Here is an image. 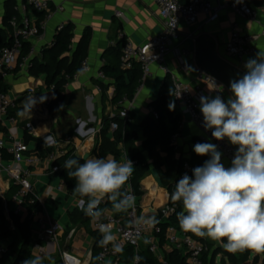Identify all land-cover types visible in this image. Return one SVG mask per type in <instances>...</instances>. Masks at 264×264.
Masks as SVG:
<instances>
[{
    "label": "crops",
    "instance_id": "1",
    "mask_svg": "<svg viewBox=\"0 0 264 264\" xmlns=\"http://www.w3.org/2000/svg\"><path fill=\"white\" fill-rule=\"evenodd\" d=\"M21 1L0 0V30L8 37L11 29L5 25V14L8 8L19 5ZM47 1L53 6H62L64 10L56 13L50 21L43 24L40 37L33 38L28 42L30 49L34 51L32 63L34 60L41 61L43 59V52L51 47L58 28L62 25H70L74 34L71 41L72 52L76 50L84 37L88 36L89 42L85 58L88 63V71L83 74L78 73L76 78L71 79L65 88L64 98L55 112L51 111L50 105L56 97L53 90L46 86L47 75L36 76L31 68L10 74L3 85L17 106L15 113L19 120V129L16 139L27 144L31 153L38 150L45 153L48 150L59 148L67 151L74 150L76 155L106 156L110 153L106 152L101 155L96 153L95 145L103 130L104 119L110 120L113 115L119 113L120 108L116 106L117 103H113L116 90L115 81L105 75L104 78H101V70L106 65L114 64L118 51H122L124 42L119 40V34H124L125 38L130 40L135 47H139L163 31V21L154 0ZM184 1L182 0L187 3L189 0ZM210 1L214 5H226L230 0ZM250 4L257 12L255 20L242 19L231 8L225 7L216 20H210L209 17L200 15L195 25L182 23L179 29L180 39L175 43L174 51L167 58L168 74L161 72L156 65H153L152 76L144 82H141L140 79L133 100L127 99L124 102L123 108L129 109L126 132L134 135L135 151L142 156L150 168L141 181L143 194L137 197V204L142 215L156 216L160 208L168 204L170 200V193L161 185L154 163L144 148V129L150 122L149 120H155L151 115V109L165 116V123L168 126L173 125L169 117L172 112L175 116H179L176 133H179L180 137L176 145L172 141L171 143L174 146L176 159L190 160L195 154L194 145L204 142L197 126L189 119L183 118L180 109L171 103L169 98L173 93L171 77L175 76L192 87L201 85L209 97H214L211 88L199 79L201 71L195 65V57L194 60L179 58L177 51L187 49L194 52L197 45L193 43V40L200 38L214 43L220 56L227 59L226 46L230 42L234 23L239 24L240 30L244 34L257 35L259 37L256 43L257 50H264V2L260 7ZM118 13H122L123 16L119 18ZM28 15L35 18L31 9H29ZM189 60L192 61V66L188 72H185L182 69V64ZM247 60L236 64V66L245 72L244 64ZM126 82H129L128 77H126ZM32 97L36 103L29 111L22 105V102ZM228 97L225 93L224 100L226 101ZM91 125L94 126L93 131L89 129ZM29 128L31 129L29 130ZM114 132L109 127L105 134L109 142L114 141ZM44 137L51 138L54 145L44 149L42 146ZM68 137H71L70 143L65 141ZM0 138L4 139L8 146L12 142L7 133L1 129ZM234 147L236 148V146ZM5 154L7 158L3 156V162L7 164L12 157ZM222 163L225 167L231 166V163L226 160ZM28 179L34 185L42 203V213L59 221L62 231L56 241H42L39 239L36 226L31 223L29 241L26 242L19 226L26 221V218L16 217L13 214L14 204H12L11 198L16 188L7 176L0 172V191H4L5 198L2 200L0 196V199L3 203L5 218L12 231V236L0 242V245L5 251L8 247L15 246L16 255L13 264H22L25 259L36 256L41 257L42 264H63V254L70 255L77 261V264H90L96 241L88 233L81 220L83 213L81 198L69 194L60 175L47 172L43 166L32 168ZM5 203L8 204L9 213L5 210ZM114 216L120 217V214H114ZM91 226L93 228L92 221ZM199 238L204 239L210 245V256L213 252L224 248L223 240H213L208 237ZM165 246L161 247L158 255L166 256L171 252ZM147 248L148 244L142 242L139 253ZM132 260L133 257L127 252H121L120 264H131Z\"/></svg>",
    "mask_w": 264,
    "mask_h": 264
},
{
    "label": "built area",
    "instance_id": "2",
    "mask_svg": "<svg viewBox=\"0 0 264 264\" xmlns=\"http://www.w3.org/2000/svg\"><path fill=\"white\" fill-rule=\"evenodd\" d=\"M154 2L163 21V31L159 35L139 47H135L130 40L125 38L124 34H119L118 36L119 40L124 42L121 51V68L130 70L135 63H138L142 70L141 82L152 76L151 68L153 65H156L161 72L168 74L167 58L174 51L175 43L180 39L179 29L182 23L195 25L200 15H205L210 20H216L225 7L231 8L242 19L255 20L257 17L256 10L248 4L247 0H230L226 5H214L210 0H189L187 3L182 2V0H154ZM29 9L33 11L35 18L28 15ZM14 10L17 15L10 20V44L0 48V87L10 74L33 67L32 57L34 51L29 49L27 54L22 55L24 45L33 38L40 37L43 24L50 21L56 13L62 12L64 8L62 6H53L47 0H22L19 5L14 7ZM117 16L121 18L123 14L118 13ZM62 28L63 25L58 28L57 32ZM258 39L257 35L244 34L240 30L239 24L234 23L230 42L226 46L227 60L236 65L255 57L258 51L256 46ZM177 56L194 60V52L187 49L178 50ZM191 60L182 64V69L185 72L190 70L192 66ZM87 71L88 63L84 60L79 74ZM76 77L77 75L71 79ZM100 77H105L103 72L100 73ZM71 79L68 80L65 88L69 85ZM171 79L173 83V100L180 109L181 116L189 119L197 126L201 131L204 143L217 145L218 150L222 153L221 162L226 160L231 163L237 148L232 146L227 138L219 141L214 139L211 136V130H205L203 127L200 97L208 96L203 87L201 85L192 87L175 76H172ZM199 79L211 88L214 97L220 95L224 99L225 88L222 83L213 76L203 72H200ZM125 101H127V98L117 102L116 106L120 108L119 113L113 115L111 119L120 118L125 123L129 120V109L123 108ZM16 108L15 100L9 96L8 92L0 90V129L4 130L12 141L8 146L6 141L0 138V172L4 173L16 188L11 198V202L14 204V216L25 217L30 220L36 226L40 240L56 241L62 231V227L59 221L42 213V203L28 177L31 175V169L38 166H43L49 173L60 175L61 168L57 165V161L66 155L67 150L58 148L48 150L45 153L39 150L31 153L27 144L16 139L19 129V120L15 113ZM151 115L155 120H159V114L154 109H151ZM110 128L116 131L119 128V124L112 121ZM179 137V133L173 135L171 141L174 145H176ZM46 138L47 143H45ZM51 141V138L44 137L42 139L43 148L53 146L54 144ZM65 141L70 143L71 137L66 138ZM5 153L12 157L7 164L3 162ZM207 159H209L208 156ZM133 165L135 167L137 162L134 161ZM192 169L189 162H184L180 178L185 173L190 176ZM131 178L127 182L126 187L133 192ZM0 196L2 200L5 199L3 190L0 191ZM135 197L134 209H130L123 216L116 217L112 215L110 217L114 222L113 232L116 234L118 242L122 245L123 250L129 247L133 248L134 255L131 264H149L142 261L139 253L142 242L148 244L150 252L158 260L157 264H169L166 261V256L158 255L161 249L160 235L162 227L160 224L175 214L178 209V203L173 202L170 198L168 204L160 208L156 214V218L159 219L157 220L158 223L148 228L134 223L136 218L142 216L137 204V196L135 195ZM35 203L39 205V211H30L31 206ZM5 210L9 213L8 204L6 203ZM102 222L107 223L109 221L104 219ZM92 225L98 231L96 222L92 221ZM165 239V248L167 247L171 252H181L186 259V264H205L204 256L209 252V247L204 241L194 238L190 232H185L180 227L171 226L166 231ZM5 252V249L0 245V259ZM99 258L97 264H120L121 252H114L110 244L101 249ZM62 261L63 264H77V261L68 254H63Z\"/></svg>",
    "mask_w": 264,
    "mask_h": 264
},
{
    "label": "clouds",
    "instance_id": "3",
    "mask_svg": "<svg viewBox=\"0 0 264 264\" xmlns=\"http://www.w3.org/2000/svg\"><path fill=\"white\" fill-rule=\"evenodd\" d=\"M245 72L230 81L232 95L225 101L220 95L201 96L203 127L216 140H227L237 150L230 167L221 162L222 153L213 143H196L198 156H208L203 165L183 174L171 193V200L182 204L177 213L185 232L213 240H224L229 251L246 248L264 250V50L244 64ZM36 101L25 99L22 105L31 110ZM45 143H47V138ZM82 161V162H81ZM76 181L73 191L81 199L82 211L96 222L102 248L111 244L116 253L123 251L113 232L114 214L135 208L136 197L126 187L133 175L130 159L117 160L112 154L103 157L77 154L63 166ZM110 207L101 208L105 201ZM108 219L104 223L102 220ZM148 228L158 223L155 215H142L134 221ZM97 259H100L97 257ZM22 264H42L39 256Z\"/></svg>",
    "mask_w": 264,
    "mask_h": 264
},
{
    "label": "trees",
    "instance_id": "4",
    "mask_svg": "<svg viewBox=\"0 0 264 264\" xmlns=\"http://www.w3.org/2000/svg\"><path fill=\"white\" fill-rule=\"evenodd\" d=\"M184 1V0H183ZM186 2V1H184ZM248 4H254L256 7H260L264 0H247ZM15 7V6H14ZM14 7L8 8L5 14V25L8 29L10 27V20L13 16L17 15V12L14 10ZM74 37L72 28L70 25L63 26V28L55 34L53 43L51 47L43 52V59L41 61L34 60L33 67L31 71L34 75L39 76L41 74L47 75L46 86L53 90L55 94V101L50 105L51 111L55 112L59 103L63 100L65 85L69 79L77 75L80 70L82 63L84 62L87 54L88 48V36H85L84 39L78 44L76 50L72 52L71 41ZM10 44L9 37L0 30V48ZM121 44V42H120ZM30 46L29 43L24 45L22 55L27 54ZM72 54V55H71ZM104 75L115 81V94L113 103L116 104L119 100L126 97L129 100H133L136 90L139 86L140 79L142 77L141 67L137 64H134L130 70H123L121 68V51H118L116 62L114 64L106 65L101 70ZM126 77L129 78V82H126ZM0 90L7 91V88L2 85ZM171 103L175 104L173 100V93L169 97ZM170 120L173 123L172 126H168L165 121L166 118L159 113V120H149L148 125L145 127V142L144 148L148 151L150 159L154 163V167L157 170L161 185L168 190L170 193L174 191L176 182L180 179L182 173V167L184 162H189L192 168L203 165L207 156H197L195 153L190 160H183L175 158L174 146L171 143L172 136L178 130V121L179 116H175L173 112L170 114ZM112 121H115L119 124L118 130L114 132V141L109 142L105 134L108 132L110 124ZM127 123H125L120 118L113 119H104L103 130L99 139L96 142L94 151L98 154H104L109 152L117 160L122 161L125 159H130L131 161L137 162V165L134 168V172L131 178V185L134 194L137 197L142 196L141 191V181L144 179L146 174L149 172V165L145 162L142 156L135 151V137L134 135L128 134L126 132ZM202 143V142H201ZM40 146V142H39ZM120 147V148H119ZM44 153L43 151H41ZM165 154V156H162ZM76 154L74 150L67 151L66 155L57 161V165L61 168L60 177L64 181V184L69 192V194L75 195L73 188L75 187L76 181L70 179L67 175V171L62 167L64 162L74 157ZM7 158L6 154L4 155ZM203 159V160H202ZM82 162V161H81ZM192 173L190 174V176ZM81 198V197H79ZM84 199V198H81ZM178 203V209L168 218L167 220L161 222L162 233L160 235V246L163 247L166 245L165 234L169 227L173 226L179 228V222L177 220V213L183 210L182 204ZM103 207H110V202L105 200L101 205ZM30 211H39V205L35 203L31 206ZM126 213H121L120 216L125 215ZM81 220L85 226L88 233L96 241V246L93 254V258L90 264H97V257L101 252L102 247L98 245V241L101 239V234L99 231H95L91 226V219L87 217L84 212L81 214ZM157 220H159L157 218ZM16 222L18 220L16 219ZM31 221L26 219V221L19 225L21 233L26 242L29 240ZM192 236L196 239L204 241V239L199 238L197 235L191 233ZM12 236V231L10 230L9 224L5 218L3 212V203L0 199V242L10 238ZM205 242V241H204ZM226 243V239L223 240ZM209 249L210 245L205 242ZM123 251L127 252L130 256L133 257L134 250L133 248H126ZM210 251V250H209ZM16 251L15 246H10L7 248L6 252L0 259L1 264H13L15 259ZM215 259L217 256L222 255L224 261H228L229 264H244L250 261L253 258V263L255 264H264V250L257 251L255 249L246 248L244 250L229 251L228 249L220 248L219 250L213 252L212 254ZM211 255V257H212ZM141 259L144 263L157 264L158 260L150 252L149 248L144 249L140 252ZM210 254L209 252L204 256L205 264L210 263ZM166 261L169 264H186V259L181 252L172 251L166 255Z\"/></svg>",
    "mask_w": 264,
    "mask_h": 264
},
{
    "label": "water",
    "instance_id": "5",
    "mask_svg": "<svg viewBox=\"0 0 264 264\" xmlns=\"http://www.w3.org/2000/svg\"><path fill=\"white\" fill-rule=\"evenodd\" d=\"M195 65L203 73L209 74L224 85L225 93L230 97V81L237 79L244 74V71L235 64L220 56L216 45L205 39H194ZM91 131L94 126H89Z\"/></svg>",
    "mask_w": 264,
    "mask_h": 264
},
{
    "label": "rangeland",
    "instance_id": "6",
    "mask_svg": "<svg viewBox=\"0 0 264 264\" xmlns=\"http://www.w3.org/2000/svg\"><path fill=\"white\" fill-rule=\"evenodd\" d=\"M213 257H214L213 255H212V257L211 256L209 257L211 259L209 264H229L228 261L223 260L222 255L217 256L215 259H213ZM244 264H255V263H253V258H251L249 262L244 263ZM259 264H261V263H259Z\"/></svg>",
    "mask_w": 264,
    "mask_h": 264
}]
</instances>
